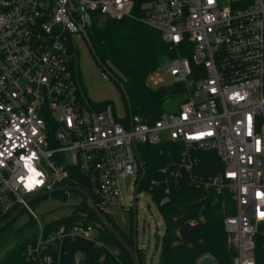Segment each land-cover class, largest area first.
Segmentation results:
<instances>
[{
    "label": "built area",
    "instance_id": "obj_1",
    "mask_svg": "<svg viewBox=\"0 0 264 264\" xmlns=\"http://www.w3.org/2000/svg\"><path fill=\"white\" fill-rule=\"evenodd\" d=\"M94 15L160 33L174 55L146 85L168 87V77L181 85L178 111L146 123L85 100L70 69V37L84 39ZM143 145L178 148L173 170H161L166 188L157 205L183 176L226 190L234 204L223 220L232 264H264V0H0V217L75 175L100 211L128 203L131 212ZM198 151L213 152L221 171L197 172ZM29 214L37 235L23 264H61L66 239L105 247L91 224L46 231ZM72 264L87 263L77 253Z\"/></svg>",
    "mask_w": 264,
    "mask_h": 264
},
{
    "label": "trees",
    "instance_id": "obj_2",
    "mask_svg": "<svg viewBox=\"0 0 264 264\" xmlns=\"http://www.w3.org/2000/svg\"><path fill=\"white\" fill-rule=\"evenodd\" d=\"M86 35L100 62L105 66L110 64L118 72L117 76H113L122 84L130 104L129 109L126 98L117 85L124 100L126 119L131 114L139 116L146 123H152L164 112L178 111L185 102L186 91L181 85L160 89H152L146 85L148 76L174 55L162 41L159 32L135 21H117L94 15ZM70 69L78 84L80 74L74 57L71 59ZM106 104L109 103L93 105L100 109ZM177 150L178 148L173 145L138 146L140 160L145 170L140 189L148 191L150 189V193L152 189V198L156 205L163 199L166 188L161 170L165 168L173 170L171 162L176 161ZM196 156L200 161L197 172L209 176L221 171V164L213 152L198 151ZM153 182L157 185H153ZM62 184L86 189L84 180L78 175H75V181L69 179ZM168 187L169 201L158 205L164 221V234L158 242V264H196L204 256L213 258L217 264H232L235 253L223 228L224 218L234 213L230 195L225 192L224 197H217L213 201L210 197L213 195L212 192L208 198L204 197L207 190L192 184L186 176ZM74 193L79 199L74 201L71 212L45 223V230L49 231L52 227L62 224L69 227L80 222L88 223L98 230V240L104 243L105 247H97L93 242L82 239H66L61 246V264H72V259L77 253L84 255L87 264H132L126 251L99 224L85 198L77 192ZM58 195L66 200L65 192L51 194ZM91 197L96 203L94 196ZM13 212L1 216L0 225ZM101 212L125 240L132 244V213L129 212L131 216L126 233L117 227L104 210ZM17 218L0 232V264H23V250L37 235L36 223L31 217L26 223L15 226ZM187 223L201 224V227L186 239H180L177 232ZM113 250L117 251V256ZM138 255L140 263L144 264L139 251Z\"/></svg>",
    "mask_w": 264,
    "mask_h": 264
},
{
    "label": "rangeland",
    "instance_id": "obj_3",
    "mask_svg": "<svg viewBox=\"0 0 264 264\" xmlns=\"http://www.w3.org/2000/svg\"><path fill=\"white\" fill-rule=\"evenodd\" d=\"M70 45L72 48V56L76 59V64L79 71L78 87L82 92L85 100L93 104L109 103L114 107L117 117L120 119L126 118V108L121 92L118 89L117 83L109 75L106 79L102 78V73L111 72V75H118V72L110 64H107V71H104L95 61L84 39L78 37H70ZM160 67L158 68V70ZM118 80V79H117ZM167 86L172 85L171 78L166 79ZM162 88V87H161ZM160 89V88H157ZM169 112V111H167ZM204 187L207 190L204 197H209L212 192L213 201L217 197H224L226 190L217 192L210 187ZM133 189L132 179L128 181L129 193ZM66 200H63L61 195L48 196L37 200H33L28 204V208L21 211L17 218L15 226L26 223L30 219L29 210L32 211L37 219L45 224L51 222L55 218L63 215H68L72 210V205L79 196L72 191L65 192ZM129 204L127 203L124 209L113 208L107 214L113 219L117 227L128 232V223L130 213L127 211ZM164 234V221L161 217L158 205L154 202L152 194L141 188L137 193L136 199V243L137 250L141 254V259L144 264H158L159 261V246L158 242ZM98 239V230L95 235ZM117 256V251L113 250Z\"/></svg>",
    "mask_w": 264,
    "mask_h": 264
},
{
    "label": "water",
    "instance_id": "obj_4",
    "mask_svg": "<svg viewBox=\"0 0 264 264\" xmlns=\"http://www.w3.org/2000/svg\"><path fill=\"white\" fill-rule=\"evenodd\" d=\"M84 35V40L89 48V51L91 52L92 56L94 57L96 63L104 70L107 71V68L105 65H103L100 60L96 57L94 49L86 35V33L83 34ZM107 74L115 80V82L117 83V85L121 88L122 93L124 94L126 101L128 103V108L130 109V104L128 102V98L126 96L125 90L123 89L122 84L113 76L111 75V72L107 71ZM131 114H129V118L131 119ZM138 165L139 168L141 170V176L139 179V182H141L144 177H145V170L143 168V164L140 160H138ZM138 187L139 184H137L135 190H134V194H133V201H132V206H131V213H132V244H129L125 238L120 234V232L118 230H116L106 219V217L103 215V213L100 211V209L95 205V203L93 202L92 197L90 196V194L77 186H72V185H65V186H60L57 187L51 191L42 193V194H38L34 197H31L27 203L36 200L38 198H42L57 192H67V191H72V192H77L79 194H81L86 202L88 207L92 210V212L94 213V215L96 216V218L98 219L99 224L102 226V228H104L120 245L121 247L126 251V253L128 254L132 264H141L140 263V259H139V255H138V251H137V243H136V199H137V191H138ZM23 207L18 208L16 211H14L12 213V215L7 218L4 223H2L0 225V232L2 230H4L10 223H12L17 216L21 213ZM201 227V224H184L183 226H181L177 232L178 236L180 239H186L187 237H189V235H191L193 232H195L196 230H198ZM87 263V262H86ZM196 264H217V262L210 257L204 256L202 258H200Z\"/></svg>",
    "mask_w": 264,
    "mask_h": 264
}]
</instances>
